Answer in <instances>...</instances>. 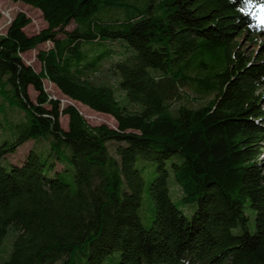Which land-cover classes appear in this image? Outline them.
Instances as JSON below:
<instances>
[{"label":"trees","instance_id":"1","mask_svg":"<svg viewBox=\"0 0 264 264\" xmlns=\"http://www.w3.org/2000/svg\"><path fill=\"white\" fill-rule=\"evenodd\" d=\"M11 1L38 9L46 26L27 34L31 20L17 12L0 35V112H23L0 158L53 140L46 157L29 149L0 165V247L15 233L0 264H104L114 251L116 264H264V42L246 54L238 40L264 36V0H159L158 14L149 4L133 15L140 0ZM101 7L126 18H96ZM45 42L36 71L21 54ZM107 60L113 83L100 74ZM43 80L116 126L89 124ZM185 85L213 96L174 109ZM148 164L156 175L144 228ZM169 172L178 198L195 202L190 217L172 200Z\"/></svg>","mask_w":264,"mask_h":264},{"label":"rangeland","instance_id":"2","mask_svg":"<svg viewBox=\"0 0 264 264\" xmlns=\"http://www.w3.org/2000/svg\"><path fill=\"white\" fill-rule=\"evenodd\" d=\"M159 0H140L136 7L129 12V15H133L135 13L144 12L146 7L151 4L152 11L154 14L159 13ZM17 12L25 13L31 20V22L24 27V31L27 34H33L38 32L40 29L46 26L45 21L42 18L40 11L36 8H33L22 2H13L11 0H0V35H3L6 31V28L10 22V20L15 16ZM96 18H99L103 21H114L116 19L123 20L126 18V12L124 10H118L114 8H100L99 12L96 15ZM260 21L264 23V14L260 17ZM75 24L72 22L67 26V29H72ZM239 42L241 43L242 49L246 54H254L260 50V41L264 42V36H255L254 40L248 38L247 36L238 37ZM51 44L49 42L42 43L38 45L36 48L26 51L21 54L23 61L26 64L31 65L36 71L40 70V62L36 59V53L41 49H47ZM113 47L119 49L118 42L113 44ZM109 60L103 63L102 69H100L103 73H100L101 76H104V79L110 83H113L114 78L110 77V75L106 74V68L108 67ZM109 77L111 79H109ZM45 91L48 95L53 98H58L62 106L72 103L80 112V114L84 117V119L91 125H96L99 123H105L111 127L116 126L115 120L110 116L102 113H98L89 107L82 105L78 102H74L65 97L52 83L47 80H43ZM182 96L179 101H175L173 104V108L175 109L179 104H184L189 107H198L207 103V101L212 98L213 94L200 95L195 92V90L185 85L181 89ZM29 98L34 102L36 97V92L32 89V87L28 88ZM4 107L7 108L6 103ZM264 110V104H263ZM1 111V107H0ZM23 118V112L18 109H6L4 113L0 112V140L6 139L8 141H13L17 138L18 133L15 128H12L11 123L19 121ZM60 124L63 129L67 127V116H60ZM52 137L50 134H44L40 137L30 139L23 144H21L17 150L8 154L2 158H0V165L9 168L11 163L19 164L21 159L27 153L29 149H33L40 156L46 157L47 153L50 151V143L52 142ZM112 147L110 151H112ZM63 158H66L68 154V149L62 150L60 152ZM172 159H176L177 161H181V157L179 155H174ZM156 175L154 171V166L152 164H148V166L143 170V177L145 181L144 191L142 194L141 204L139 208V216L141 219V223L144 228H149L152 222V204L149 196L148 188L151 180ZM168 185L171 187L170 193L172 200L178 206L187 217H190L194 208L195 202H184L178 195L181 193V189L179 186L175 185L176 180L173 177V173L169 172ZM15 233L13 231H8L5 236L3 243L0 247V255L4 257H0V260H4L7 258V252H9L11 248V243ZM119 253L114 251L105 261L104 264H116ZM114 256V257H113Z\"/></svg>","mask_w":264,"mask_h":264}]
</instances>
